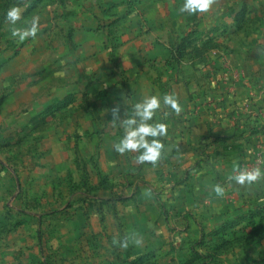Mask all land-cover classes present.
Returning <instances> with one entry per match:
<instances>
[{
    "label": "crops",
    "instance_id": "0c3cea01",
    "mask_svg": "<svg viewBox=\"0 0 264 264\" xmlns=\"http://www.w3.org/2000/svg\"><path fill=\"white\" fill-rule=\"evenodd\" d=\"M182 3L17 0L28 6L15 27H28L33 12L39 31L20 42L9 33L13 25L0 22V146L62 138L91 144L99 158H114L115 169L143 172L145 200L162 196L167 217L203 238L264 207V179L247 187L228 179L234 165L264 161V0H219L199 15L180 13ZM3 35L10 36L4 44ZM167 93L183 111L154 117L168 125L160 162L118 154L113 145L123 129L107 109L119 103L121 116L131 115L145 96ZM217 183L226 189L222 198L212 191Z\"/></svg>",
    "mask_w": 264,
    "mask_h": 264
},
{
    "label": "rangeland",
    "instance_id": "374dc122",
    "mask_svg": "<svg viewBox=\"0 0 264 264\" xmlns=\"http://www.w3.org/2000/svg\"><path fill=\"white\" fill-rule=\"evenodd\" d=\"M8 1L17 3L0 0V22ZM26 14V20L34 17ZM8 37L2 36L3 44ZM36 143L20 150L0 146V264H127L141 255L150 264H264V225L262 238L213 254L211 235L192 234L167 217L168 200H145L150 191L143 172L115 169L114 158H99L91 144L78 140ZM125 236L142 243L129 242L126 249L113 244Z\"/></svg>",
    "mask_w": 264,
    "mask_h": 264
},
{
    "label": "clouds",
    "instance_id": "9594fccd",
    "mask_svg": "<svg viewBox=\"0 0 264 264\" xmlns=\"http://www.w3.org/2000/svg\"><path fill=\"white\" fill-rule=\"evenodd\" d=\"M23 3V0H21ZM219 0H183L178 11L187 13L188 15H199L209 13ZM28 5L23 7L14 5L8 9L5 15L7 23L13 25L10 29L11 36L18 38L20 42L28 38L35 39L39 31V17L34 16L28 27L19 28L15 25L21 21L23 13ZM170 109L164 111V109ZM183 108L179 102V98L175 93L164 94L162 99L157 95L145 96L140 102L132 106L131 115L123 114L121 116V105L116 103L107 112L111 114L112 124L117 123L123 129V136L118 142L114 143V150L124 155L126 153H136L135 161L137 164L149 163L156 166L163 157L165 145L163 138L167 137L168 125L161 121H154V117L158 112H162V120H166L171 113L179 116ZM234 175L229 176L230 181H235L241 187L251 186L253 183L264 179V170L260 167L252 169L241 168L238 164L233 167ZM212 191L217 197H223L225 187L220 183L213 186ZM129 242L136 245L142 243L141 239L125 236L123 240L116 237L113 238V244L122 248H127Z\"/></svg>",
    "mask_w": 264,
    "mask_h": 264
},
{
    "label": "trees",
    "instance_id": "16d2710c",
    "mask_svg": "<svg viewBox=\"0 0 264 264\" xmlns=\"http://www.w3.org/2000/svg\"><path fill=\"white\" fill-rule=\"evenodd\" d=\"M185 54L183 46L179 47L176 51V60H180ZM237 221L227 222L223 227L217 231L211 233L212 236V248L213 254H220L232 248L235 243L251 240L254 238H262L261 227L264 225V207L257 210H250L246 215H241ZM203 242H198L197 245L200 247ZM195 254V253H194ZM198 260H203L199 254H195ZM203 255V254H202ZM147 255H141L140 258L127 264H150L145 262ZM151 257V256H149ZM204 258L211 259L212 257L206 254ZM194 260H189L183 264H193ZM181 264V263H180Z\"/></svg>",
    "mask_w": 264,
    "mask_h": 264
},
{
    "label": "built area",
    "instance_id": "2783aa9c",
    "mask_svg": "<svg viewBox=\"0 0 264 264\" xmlns=\"http://www.w3.org/2000/svg\"><path fill=\"white\" fill-rule=\"evenodd\" d=\"M260 164H261V161H260V160H258V161H257V163H256V165H258V166H259ZM258 166H257V167H258Z\"/></svg>",
    "mask_w": 264,
    "mask_h": 264
}]
</instances>
